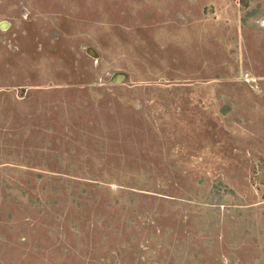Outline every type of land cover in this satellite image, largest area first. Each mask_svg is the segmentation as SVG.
<instances>
[{"label": "rangeland", "instance_id": "rangeland-1", "mask_svg": "<svg viewBox=\"0 0 264 264\" xmlns=\"http://www.w3.org/2000/svg\"><path fill=\"white\" fill-rule=\"evenodd\" d=\"M0 264H264V0H0Z\"/></svg>", "mask_w": 264, "mask_h": 264}, {"label": "water", "instance_id": "water-1", "mask_svg": "<svg viewBox=\"0 0 264 264\" xmlns=\"http://www.w3.org/2000/svg\"><path fill=\"white\" fill-rule=\"evenodd\" d=\"M5 24L6 23H2L1 28L5 29L6 28ZM88 55L92 58L97 57L96 53L92 49L88 50ZM126 79H127V76L125 74L116 73L111 77L110 83L113 85H120V84L124 83Z\"/></svg>", "mask_w": 264, "mask_h": 264}, {"label": "trees", "instance_id": "trees-1", "mask_svg": "<svg viewBox=\"0 0 264 264\" xmlns=\"http://www.w3.org/2000/svg\"><path fill=\"white\" fill-rule=\"evenodd\" d=\"M243 6H244V7H247L248 5H247L246 3L243 2ZM253 15H254V13H253ZM250 16H251V15H249L248 19L250 18ZM254 16H256V15H254ZM244 22H247V21L244 20Z\"/></svg>", "mask_w": 264, "mask_h": 264}]
</instances>
